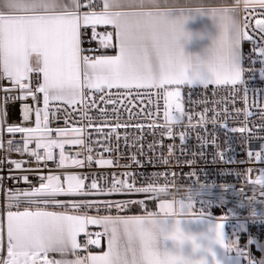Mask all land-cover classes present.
<instances>
[{
	"label": "snow or ice",
	"instance_id": "1",
	"mask_svg": "<svg viewBox=\"0 0 264 264\" xmlns=\"http://www.w3.org/2000/svg\"><path fill=\"white\" fill-rule=\"evenodd\" d=\"M197 15L211 17L218 27V35L212 39L203 58L186 54L181 44L182 39L191 37L185 31V22ZM97 26L113 29L101 36L100 44L105 49L114 48L115 55H84L82 36L89 28L97 35ZM246 42L251 44L247 55L243 51ZM33 57L36 67H33ZM257 62L259 68L255 67ZM256 72L264 80V0H233L223 6H207L200 0H187L184 4L179 0H103L99 9L96 0H0V81L7 80L10 84L8 87L0 84V149L6 153H26L37 165L53 161V149H59L57 168L91 166L94 157L90 139L85 136V128L93 123L89 110L97 105V100L91 96L95 94L106 105H113L115 114V103L121 96H130L133 90L141 96L140 90L154 89L155 92L149 91L148 95L155 113L149 115L159 117L162 112L163 123L153 120L149 127L159 130L162 136L178 138L183 151L190 134L206 128L208 123L215 126L216 116L209 118L205 109L194 124L193 115L185 110L182 89H188L191 100L193 89H209L210 86L226 87L234 95H241L245 108L236 109V113L244 117L242 126L231 127L224 122L220 127L228 134L239 133L242 139L251 140L256 136L249 128L250 117L254 115L249 109L253 105L259 108L256 113L261 121L259 129L264 130V107L250 97V92L259 94L264 90L252 89L248 83L252 79L250 74ZM40 94L43 108L27 103L31 99L38 105ZM17 101L22 104L25 124L8 122L11 107ZM61 104L79 106L82 122L87 121L84 128L72 129L73 139L59 138L66 136L68 129L49 127L50 116L54 115L52 107L59 111ZM97 111L104 120L109 118L106 108H97ZM33 114L35 127L27 126ZM121 126L117 121L105 133L108 139L115 137L117 148ZM177 126L183 130L177 131ZM5 131L13 136L20 134L23 146L13 147L16 141L8 139L5 147ZM53 131L58 138H53ZM96 131L104 133L101 127ZM127 139L125 137L126 142ZM197 139L201 141L199 155L203 157L208 141L199 135ZM33 143L35 147L30 148ZM66 143L81 146L86 151L75 153L77 158H70L64 151ZM211 146L217 149L213 152V163L234 162L233 157L218 150L215 138ZM104 151L111 153L114 149L105 145ZM168 151L172 154L174 145H170ZM139 153L143 154L142 148ZM81 155H84L83 160L78 158ZM246 155L249 160L264 161V143L260 150L250 149ZM131 159L137 165L142 163L135 154ZM161 160L166 166L171 155ZM5 162L11 166L10 174L0 176V190H4L6 179L14 182L22 179L29 187L13 186L4 191L5 207L0 212V264H264V243L249 234L241 244V234L248 232L249 224L264 225V168L257 170L254 179L248 175L247 188L207 179L200 183L199 173L195 171L188 174L189 179H196L186 188L175 183L174 173L172 180L161 186L159 181H167L170 175L165 170L145 173L142 179L147 186L140 187L136 186L138 173L125 172L128 179L114 176L111 186L105 189L95 178L86 185L88 176L67 171L41 175L39 186H31L28 175L11 174L31 161L9 160L5 156L0 164ZM95 163L103 168L116 162L101 156ZM191 164L189 161L188 165ZM252 172L249 168L245 173H237V179ZM204 175L206 177V173ZM169 183L178 190L175 194L170 191ZM229 193L237 197V201L217 220L212 208H225L229 204L226 198ZM127 194L146 195L158 201L157 210H149L145 199L121 202L57 199ZM176 203L193 211H172ZM134 204L144 209L143 215L120 214ZM50 207L70 208L75 214L49 211ZM92 208L97 210L96 215L85 211ZM101 209L109 214L100 215ZM113 209L116 215L110 214ZM240 209H246L247 215L242 216ZM185 222L204 225V230L198 234L187 232L182 227ZM229 224L231 233L226 231ZM90 225L102 231L91 233ZM81 234L87 237L83 244L78 239ZM102 237L107 239V251L101 254L89 251V245L100 246ZM186 245H190L189 254H185ZM253 245L261 253L259 258L252 253Z\"/></svg>",
	"mask_w": 264,
	"mask_h": 264
},
{
	"label": "built area",
	"instance_id": "2",
	"mask_svg": "<svg viewBox=\"0 0 264 264\" xmlns=\"http://www.w3.org/2000/svg\"><path fill=\"white\" fill-rule=\"evenodd\" d=\"M96 4L99 8H102V4L99 0H96ZM97 35H93L92 29L89 28L87 34L82 36V45L81 47L85 50L84 55L92 56L108 53L112 50V48L105 49L100 44L101 36L110 32L107 28L96 27ZM251 49V44L244 43L243 51L247 55ZM255 58V56H253ZM249 62L246 60L245 65L248 66ZM36 67V66H33ZM256 68H259L260 65L257 62L255 65ZM252 79L249 80V87L252 89L264 90V80L260 79L259 73H251ZM33 77L36 76V73L32 74ZM42 81V74H41ZM5 87L10 86L9 81L4 80L0 81ZM117 90L113 89L112 92L116 93ZM142 95L137 96L136 91L130 94V96L124 97L121 96L120 99L115 103V108L117 109L116 113H112L113 105H106L103 101H100L98 97L94 94L91 96V99L97 100V105L89 110V116L92 117L93 123L90 127L85 128V136L90 139V144L92 147V155L94 157L93 163L91 166L87 164L82 168H73L69 167L67 169H59L57 168V163L59 159V149H53L54 160L41 162L39 165L26 153L21 155L15 151L11 153H6L4 150L0 149V159H3L7 156L9 160H23V161H31L30 163H25L21 170H14L11 174L16 176H29V182L31 186H39L41 180V175L48 174H60L61 172H73L80 174L82 176H88L89 178L85 180L86 185H90L92 182V178L97 179L98 184L103 188H108L111 186V181L115 176L117 179H128L124 175L125 172H135L138 173L136 186H147L142 176L153 173H163L167 170L170 175L166 180H160L159 184L162 186L168 181L172 180V175L175 174V183L180 185L182 188H186L191 185L196 177H192L189 179L188 174L192 171L199 173L200 183H204L205 179L208 182H215L218 184H229L236 185L237 187H245V180L250 175L253 179L258 174L257 170L260 168H264V161H255L249 160L246 153L248 150H260V145L264 143V140L261 137H264V130L259 129V124L261 123L260 117L256 115L258 113L259 108L256 105H253L249 111L254 113L252 117H250L249 128L252 129L253 132L256 133L251 140L242 139L241 134H228L224 131L221 124L227 122L231 127H240L242 126V121L244 120L243 115H237L236 109H244L245 103L241 99V95H234L231 91L226 87L215 88V86H210L209 89L196 88L191 91V100H189V92L188 89H182V95L184 97V106L186 112L193 115V123H197L200 118V114L205 112V109H208L206 115L211 118L216 116V125L214 126L212 123H208L206 128L198 129V132H192L190 134V138L187 141L186 146L183 151L181 150V145L179 139H170L166 135L162 136L159 130L153 129L149 127L153 120H157V123L162 124V112L159 117L155 115H149V113H155L154 103L150 102L149 99V91L152 93L155 90H140ZM41 101L38 105L33 104L31 99L27 101L33 107L43 108L42 103V94ZM250 97L254 98L261 107H264V100L261 97H264V91H261L259 94L251 93ZM152 100H155V97H152ZM162 103V101H161ZM251 103V100H250ZM11 107V102H10ZM21 102H15L14 107H11V111L8 116L9 123L16 124H25L22 120L21 115ZM97 108H106L109 112V118L104 120L100 117V114L97 111ZM52 112L54 115L50 116V124L49 127L53 130L57 128H66L68 129V133L64 137H59L60 139L69 140L74 138V133L72 129L75 128H84L87 121H83L82 114L79 110V106L70 107L66 105H60V110L56 111L55 107H52ZM215 110V111H213ZM119 122L122 126L119 128V147L117 148L115 137L113 136L111 139H108L105 136L112 127H114L116 122ZM127 125V127H124ZM137 125H141V127H137ZM27 126L35 127V116L33 114L32 120L27 122ZM97 127H101L104 129V133H98L96 131ZM177 131L183 130L179 126L176 128ZM197 135L200 137H204L208 141V146L203 149L206 153L203 157L199 155L201 152L200 143L201 141L197 139ZM125 137H127V142L125 141ZM53 138H58L56 136L55 131H53ZM215 138L216 144L219 145V151H224L228 156L233 157V163H223L216 162L213 163V152L217 149H214L211 146L212 140ZM3 139L5 142V147H7V140L14 139L16 143L13 147H22L23 142L20 134H8L6 131L3 133ZM105 145H110L113 147L114 151L109 153L104 151ZM150 145H155L150 149ZM170 145H174V152L172 154L169 153L168 149ZM30 148H34L35 144L29 146ZM143 149V154L139 153V149ZM43 151V150H41ZM65 153L70 158L75 157V153L81 152L85 153V149L78 145L65 144L64 147ZM136 155V159L140 160L141 165H137L133 162L131 157ZM195 154V155H194ZM171 155V160L168 165H163L161 158H167ZM103 158H111L116 163L110 167L101 168L99 165L95 163V159ZM83 160L84 155L78 157ZM192 161V164L189 166L188 162ZM241 161H243L241 163ZM127 166V167H125ZM9 167L6 162L4 164H0V176L7 177L9 173ZM252 168L253 172L250 174H246L237 179V173H245L247 169ZM24 169H28L29 171H24ZM231 172L232 175H221L220 173ZM206 173V177L205 174ZM107 181V183L105 182ZM131 182V181H130ZM18 187L20 189H25L29 187V183H25L22 179L18 181L5 180L4 182V190H0V212H3L5 207V195L4 191L9 187ZM168 187L170 191L174 194L178 191L173 187V184L169 183ZM215 192H219V189H215ZM226 198L229 201V204L225 208L216 207L222 210V214L218 217L221 218L224 212H226L228 207H233L237 201V197L227 194ZM57 199L62 201H80V200H93V201H103V200H112L114 202H121L125 199H145L148 201H155L149 198L146 195H136V194H127V195H115V196H75V197H57ZM179 199V196H177ZM135 205V204H134ZM23 207V206H22ZM53 208V207H50ZM54 209H64V208H54ZM70 209V208H69ZM242 216L247 215L246 209L239 210ZM231 225V224H229ZM248 232L242 233L241 244L243 245L249 234L256 237L259 241L264 239V225L258 224H249ZM88 231L91 233H95L99 230L94 228H88ZM94 238V237H93ZM87 240V237L83 234L79 241L83 244ZM104 238H101V243L99 247L95 245H89L88 250L93 252L95 250H99L102 248ZM247 250V249H246ZM253 255L254 253V245L251 248ZM87 254V253H84Z\"/></svg>",
	"mask_w": 264,
	"mask_h": 264
},
{
	"label": "crops",
	"instance_id": "3",
	"mask_svg": "<svg viewBox=\"0 0 264 264\" xmlns=\"http://www.w3.org/2000/svg\"><path fill=\"white\" fill-rule=\"evenodd\" d=\"M99 1L102 4L103 0H99ZM186 2H187V0H179V3H181V4H184ZM200 2H202L203 4H205L207 6H223V5L231 4L233 2V0H200ZM99 27L107 28L110 32H113V29L111 28V26H97V28H99ZM184 27H185V31H187L191 34L190 39H188V40L182 39L181 40V44L184 48L185 53L193 55V56H200L203 58L207 49H209L211 47L212 39L218 35V27H217L216 23L209 16L197 15L194 18L186 21ZM114 43H115V39L113 38V44ZM115 54H116V50L114 48H112V50L110 52L101 53L98 55H115ZM98 55H95V56H98ZM33 66H36L35 57H33ZM48 210L49 211H59V212L68 211L69 214H75V212L73 210H70V209L49 208ZM149 210L156 211L157 207L153 205V208H151ZM172 211L190 213L193 211V208H187V209L184 208L183 210L182 209L179 210L178 204L176 203L174 205V210H172ZM87 213L90 215H96L97 214V213H90V212H87ZM143 214H144V212H142V213L141 212L140 213H127V214H121V215H143ZM100 215H105V214H100ZM112 215H116V214H112ZM213 216L217 220H219L218 217L220 215L213 214ZM182 227L184 228L185 231L191 232L193 234H198L204 230V225H201V224L196 223V222H185L182 224ZM88 228H94V229H97L99 231H102V229H100L97 226L90 225V226H88ZM226 231L228 233H231V231H232L231 225L228 226ZM82 235L83 234H81V236ZM80 237H78V239H80ZM260 242L264 243V239L260 240ZM167 244L170 246L171 242L169 241V242H167ZM103 251H107V239L106 238H104L102 248L99 250L93 251V253L94 254H101ZM190 251H191L190 245H186L185 246V254H189ZM234 252H235V249L233 248V253ZM254 253L257 256V258H259L261 256V253L256 249L255 246H254ZM52 255H56V254H52Z\"/></svg>",
	"mask_w": 264,
	"mask_h": 264
},
{
	"label": "trees",
	"instance_id": "4",
	"mask_svg": "<svg viewBox=\"0 0 264 264\" xmlns=\"http://www.w3.org/2000/svg\"><path fill=\"white\" fill-rule=\"evenodd\" d=\"M149 202H154V201H148L147 202V208L151 209V208H153V204L151 205ZM197 208H199V205L197 206ZM85 211L90 212V213H97V210L95 208L86 209ZM140 212L141 213L144 212V209L142 207H140L139 205H132L131 207H129L128 209H126L124 212H122L120 214L140 213ZM99 214H109V213L107 211H105L104 209H101ZM110 214H117V213H116L115 209H113ZM212 214L220 215V214H222V210L214 207V208H212Z\"/></svg>",
	"mask_w": 264,
	"mask_h": 264
},
{
	"label": "rangeland",
	"instance_id": "5",
	"mask_svg": "<svg viewBox=\"0 0 264 264\" xmlns=\"http://www.w3.org/2000/svg\"><path fill=\"white\" fill-rule=\"evenodd\" d=\"M151 205L153 204L154 206H156L157 207V204H158V201H154V202H149ZM149 204V205H150ZM178 204V209L179 210H183L184 208H182V207H180V205H179V203H177ZM198 206V205H197ZM187 209V208H186ZM70 210H72V209H70ZM172 210H174V207L172 208ZM74 211V210H73Z\"/></svg>",
	"mask_w": 264,
	"mask_h": 264
}]
</instances>
